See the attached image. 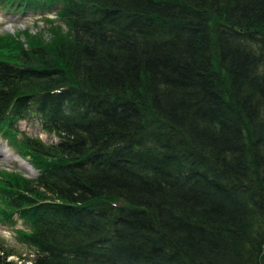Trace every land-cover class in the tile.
<instances>
[{"label": "trees", "instance_id": "1", "mask_svg": "<svg viewBox=\"0 0 264 264\" xmlns=\"http://www.w3.org/2000/svg\"><path fill=\"white\" fill-rule=\"evenodd\" d=\"M0 7L55 10L0 34V137L38 172L0 171V219L31 264H264V0Z\"/></svg>", "mask_w": 264, "mask_h": 264}, {"label": "rangeland", "instance_id": "2", "mask_svg": "<svg viewBox=\"0 0 264 264\" xmlns=\"http://www.w3.org/2000/svg\"><path fill=\"white\" fill-rule=\"evenodd\" d=\"M54 9H46L44 11H36L33 14H25L22 16L19 12H11L10 10H4L0 7V34L16 33L21 30L27 29L31 34L36 33L43 28L45 25V16H54ZM23 38V37H21ZM23 125L28 129L27 134L32 136L40 137L45 143L55 142L58 140L57 135L47 133L42 131L40 126L35 121L23 120ZM6 149L10 154L6 155L0 153V170L6 171H19L26 177H34L37 174V170L32 168V166L27 165L23 168L21 163L29 164L24 159H20L19 162L16 158L18 156L16 152L7 144V141L0 137V150ZM19 159V158H18ZM27 225L21 218L14 214L10 220L0 219V242L13 252L10 256L13 261L18 264H31V258L34 253L31 247L20 242L16 238V229H26ZM8 258V259H9Z\"/></svg>", "mask_w": 264, "mask_h": 264}, {"label": "bare ground", "instance_id": "3", "mask_svg": "<svg viewBox=\"0 0 264 264\" xmlns=\"http://www.w3.org/2000/svg\"><path fill=\"white\" fill-rule=\"evenodd\" d=\"M44 11V10H46V9H42V8H40V7H34V8H29V9H27V10H25V11H23V12H20L21 13V15L22 16H26L25 14H33L34 12H36V11ZM45 17H47V16H45ZM49 17H53V16H49ZM45 21V20H44ZM23 123V120H18V122H16L15 123V126L20 130V131H27L28 129H26L25 128V125H23L22 124ZM50 134H52V133H50ZM52 135H54V134H52ZM57 141H55V142H50V143H56ZM0 153H4V154H10L6 149H1L0 150ZM16 158H17V160L20 162L21 160H20V158L18 157V156H16ZM19 158V159H18ZM21 165H22V167L23 168H25V167H27V165L28 164H24V162L22 161V163H21ZM12 256V255H11ZM10 257V256H9ZM8 260H12L11 258H9Z\"/></svg>", "mask_w": 264, "mask_h": 264}]
</instances>
